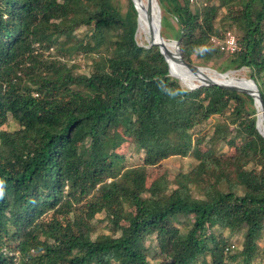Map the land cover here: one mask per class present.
<instances>
[{"label":"trees","instance_id":"1","mask_svg":"<svg viewBox=\"0 0 264 264\" xmlns=\"http://www.w3.org/2000/svg\"><path fill=\"white\" fill-rule=\"evenodd\" d=\"M160 2L187 62L196 51L207 61L226 53L219 70L248 69L264 98V0ZM121 4L0 0V126L10 115L17 125L0 129V264H156L157 251L171 254L163 264H264V136L253 96L183 85L160 46L138 38L133 0ZM221 11L237 36L233 53L209 40ZM78 53L91 57L87 70L71 62ZM217 114L203 147L207 134L195 126ZM127 141L144 151L137 164L119 151ZM225 145L237 154L223 157ZM173 155L199 170L165 177L166 186L162 176L157 197L145 196L147 168ZM103 210L119 234H96Z\"/></svg>","mask_w":264,"mask_h":264},{"label":"rangeland","instance_id":"2","mask_svg":"<svg viewBox=\"0 0 264 264\" xmlns=\"http://www.w3.org/2000/svg\"><path fill=\"white\" fill-rule=\"evenodd\" d=\"M205 1H208V0H194V1H191V4L192 6L196 7V6H200L201 8L203 7V3ZM212 1H215L216 4L220 5V3H222V0H212ZM122 4H121V10L125 11L127 6H128V0H121ZM134 2V1H133ZM159 4H160V7H161V2L160 0H158ZM220 9H221V6H220ZM161 13H162V29H161V32H162V35L164 36V38L168 41V42H174L175 40H177L174 36H173V33L174 31L172 30V26H175L176 24V18L174 16L173 13H167V19H168V22L169 24L166 23V21H163V18H164V15H165V12L162 10L161 8ZM225 15V11H221V14L218 16L219 19H218V25L219 27L221 28V31L218 32L217 34L219 35H215L217 36L220 40H223L224 37H226L227 35V32H231L233 35H236L235 34V31H233L231 28H230V25H228V21H227V25H223V23H226V20H224L223 17L221 16H224ZM169 25V27H168ZM83 29V28H82ZM84 29L86 30L87 27L85 26ZM138 32H140V30H138ZM214 35V34H213ZM237 37V36H235ZM145 35L143 37V42H145ZM140 41L142 42V39H140ZM146 43V42H145ZM197 54V51L192 55V58L194 59V64H197V65H200V66H204V67H207V68H211V69H215V70H218L222 73H227L229 76H237L239 78H242V76L246 77V78H251L249 75L246 76L245 75V70L247 71L248 69H241L237 72L240 73V76L237 75V72L232 69V68H227L225 70H219V66L220 64L224 65V66H227L229 64V61H230V58H227V56L225 55L226 53L220 55V57H217V58H214L210 61H207V60H203L201 59L200 57L198 58V56L196 55ZM90 61H91V57L90 56H87V55H84L82 53H78L76 54L73 59L71 60V62L75 65H79L77 66L78 68L80 67V69H83V70H87L89 65H90ZM77 68V70H78ZM248 74V73H247ZM178 76V75H177ZM228 76V77H229ZM179 77V76H178ZM179 79V78H178ZM254 98V97H253ZM254 107L257 109V106L255 104V100H254ZM257 114V113H256ZM220 115H213L212 117H210V119L206 120L205 122L203 123H200L198 125L195 126V131H201L200 133H205L207 134V140L208 142H205L203 144V147L205 146H209V142H210V139L213 135V133H215V123L218 122L220 120ZM17 125H16V121L11 117V115L9 116L8 120L5 121L3 123L2 126H0V129H8V128H16ZM231 128H233V126L231 125ZM230 128V130H232ZM111 131H113V128L111 129ZM220 140H216L214 143H212L214 145V147L218 148L219 145H220ZM223 154L222 156L223 157H226V158H229L230 156H235L237 154V149L230 146V145H225V147L223 148ZM119 151L123 154H125V157H126V163L128 165H132V164H137L140 162V158L141 156L144 154V151L143 150H137L134 148V146L132 145L131 141H127L125 142L120 148H119ZM143 151V152H142ZM199 167H200V163L199 161L195 160L194 158L190 157V156H186V157H183V156H180V155H173V156H170L164 160H162V164L160 165H157V166H149L147 169V184H148V187L150 188L149 190H151L150 192H147L145 193L144 195L147 196V197H155L157 193V184L155 183V181H157L158 183L162 181H158V180H161L164 176V185L166 186L168 183L166 181V178L165 177H168V178H171V179H174V177H177L178 174H179V179L180 180H184L185 178L189 177L190 175H193L195 174L198 170H199ZM153 194V195H152ZM157 197V196H156ZM130 209H134L133 206L130 207ZM76 213V212H74ZM93 222L95 223L96 227H95V232L96 234H104V233H110L111 230H113L115 227L113 224H111V222H109L108 218L106 217V211H102L101 213L97 214L96 217L93 219ZM122 224H127L128 221L123 219L121 221ZM115 231H116V235L119 234L121 232V229H116L115 228ZM44 237V236H43ZM238 238V241L239 243L242 244V236L240 235H235L233 236L232 238V241L237 239ZM147 244L149 245H152V246H155L157 244V240L154 236H148L147 240H146ZM260 244L261 246L264 245V239H262L260 241ZM5 251L8 252L7 249H5ZM157 253L159 254L157 256L156 259H154V262L156 264H163L166 260H170L172 259L171 257V254H169L167 259L165 257H163L164 255L160 254L158 251ZM12 254V253H10ZM166 259V260H165ZM254 262H258L257 260H255Z\"/></svg>","mask_w":264,"mask_h":264},{"label":"water","instance_id":"3","mask_svg":"<svg viewBox=\"0 0 264 264\" xmlns=\"http://www.w3.org/2000/svg\"><path fill=\"white\" fill-rule=\"evenodd\" d=\"M134 1V5L138 11V30L141 29V18H142V12L146 16V25L148 26L149 29V45H159L161 52L165 55L166 60L168 61L169 64V70L171 72V60L177 61L183 65H185L191 72L193 73H201L203 76H199L200 80V85H211V84H216L220 85L225 88H231L234 90H238L240 92H244L247 94H250L254 97L255 104H256V99L259 101L260 107H257V128L259 132L264 136V133L260 130L259 127V113H261L263 120H264V98L262 96L261 90L258 87V84L253 78H239L236 77L239 82L241 80L245 79L251 84L249 86H243L242 84L238 82H225V80L228 79V74L227 73H222L218 70L207 68L204 66H200L191 62H187L180 51V46L178 41L174 42H168L164 36L162 35L161 29H162V14H161V7L158 2V0H146V4L141 2L139 5L138 3ZM207 72H213L214 75H210ZM173 75V74H172ZM177 77L176 75H173ZM222 77L224 79H222ZM230 77V76H229ZM179 78V77H177Z\"/></svg>","mask_w":264,"mask_h":264},{"label":"bare ground","instance_id":"4","mask_svg":"<svg viewBox=\"0 0 264 264\" xmlns=\"http://www.w3.org/2000/svg\"><path fill=\"white\" fill-rule=\"evenodd\" d=\"M136 3H138V5L143 2L144 4H146V0H135ZM142 18H141V29H140V32H138V38L139 39H142V42H143V37L145 35V40H149V29H148V26L146 25V16L145 14L142 12ZM171 66H172V69H174L175 73L179 76L181 82L183 83V85L189 87V88H196V87H199V84H200V78L199 76H203V74L201 73H193L191 72L185 65L177 62V61H174V60H171ZM208 74L210 75H214V73L212 72H207ZM237 76H230L228 77L229 80H225V82H230V81H233V82H238L240 84H242L243 86H249L251 87V84L246 81L245 79L241 80V82H239L240 80H238L236 78ZM244 77V76H242ZM246 78V77H245ZM249 78V77H248ZM222 79H224L222 77ZM256 106L257 107H260L259 105V101L256 99ZM260 117H259V127H260V130L262 131V133H264V120H263V117L261 115V113H259Z\"/></svg>","mask_w":264,"mask_h":264},{"label":"built area","instance_id":"5","mask_svg":"<svg viewBox=\"0 0 264 264\" xmlns=\"http://www.w3.org/2000/svg\"><path fill=\"white\" fill-rule=\"evenodd\" d=\"M211 40L218 43L219 45L221 44V48L224 50L231 52L239 50L238 41L235 35H233L230 31L227 32V36L224 38V40H220L217 36H212Z\"/></svg>","mask_w":264,"mask_h":264},{"label":"clouds","instance_id":"6","mask_svg":"<svg viewBox=\"0 0 264 264\" xmlns=\"http://www.w3.org/2000/svg\"><path fill=\"white\" fill-rule=\"evenodd\" d=\"M191 1H194V0H191ZM162 14V13H161ZM227 35V34H226ZM212 36H215V35H212ZM212 36H210V38H209V40L211 41V42H213L212 40H211V37ZM225 38V37H224ZM224 40V39H223ZM176 41H178V40H176ZM179 42V41H178ZM214 43H216V42H214ZM217 45H219L218 43H216ZM219 47H220V49L222 50V51H226V52H229V53H233V52H231V51H228V50H224V49H222L221 48V44L219 45ZM236 52V51H235ZM175 77V76H174ZM177 78V77H176ZM180 79V78H179ZM199 86H200V84H199ZM3 195V184H2V182H0V196H2ZM5 252H7V251H5Z\"/></svg>","mask_w":264,"mask_h":264}]
</instances>
